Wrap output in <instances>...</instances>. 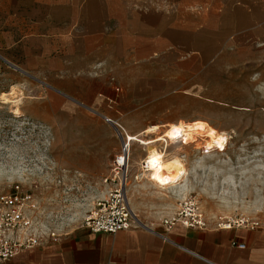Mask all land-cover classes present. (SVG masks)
Wrapping results in <instances>:
<instances>
[{
	"label": "crops",
	"instance_id": "1",
	"mask_svg": "<svg viewBox=\"0 0 264 264\" xmlns=\"http://www.w3.org/2000/svg\"><path fill=\"white\" fill-rule=\"evenodd\" d=\"M261 64L264 0H0V102L20 112L11 91L22 89L45 121L92 110L136 137L150 123L189 120L197 102L214 101L210 91L229 89V69ZM0 264H264V226L78 225Z\"/></svg>",
	"mask_w": 264,
	"mask_h": 264
},
{
	"label": "rangeland",
	"instance_id": "2",
	"mask_svg": "<svg viewBox=\"0 0 264 264\" xmlns=\"http://www.w3.org/2000/svg\"><path fill=\"white\" fill-rule=\"evenodd\" d=\"M126 1L170 8L178 0ZM257 68L261 73L254 74ZM229 71L222 75L229 89L210 91L214 101L197 102L189 120L147 124L139 138L156 140L178 124L201 123L207 128L185 142L176 137L167 146L170 156L181 158L185 168L178 185L159 189L140 167L151 150L159 152L163 145L166 149L161 140L154 141L152 149L130 142L126 196L136 223L160 224L190 196L206 222L242 216L264 226V67L238 66ZM10 81L6 76V87ZM20 92L11 91L12 97L21 98L14 101L20 103V112L7 99L0 102V189L16 183L27 190L36 207L31 214L33 228L64 233L80 225L107 191L109 185L102 178L120 151L123 134L97 119L92 110L80 109L87 117L76 113L71 116L75 121L61 115L59 121H45V108L29 107L23 99L27 92ZM114 147L117 152L105 157Z\"/></svg>",
	"mask_w": 264,
	"mask_h": 264
},
{
	"label": "built area",
	"instance_id": "3",
	"mask_svg": "<svg viewBox=\"0 0 264 264\" xmlns=\"http://www.w3.org/2000/svg\"><path fill=\"white\" fill-rule=\"evenodd\" d=\"M104 120L107 121V118ZM161 141L164 143L163 139ZM163 149L164 145L161 151ZM128 150L126 141L122 138L120 151L113 156L108 174L102 178V183L109 185L107 191L95 200L80 221V225L89 232L113 234L136 224L126 196ZM146 163L147 158L141 160L142 171H147ZM35 208L32 195L27 190H22L18 184L0 189V262L11 259L22 249L37 247L44 242H56L63 234L56 230L36 231L31 215ZM174 222L185 227H203L206 224L190 196L183 198L177 211L162 221L165 226ZM213 223L218 228L259 226L258 221L242 216L218 217ZM238 246L242 247V244Z\"/></svg>",
	"mask_w": 264,
	"mask_h": 264
},
{
	"label": "bare ground",
	"instance_id": "4",
	"mask_svg": "<svg viewBox=\"0 0 264 264\" xmlns=\"http://www.w3.org/2000/svg\"><path fill=\"white\" fill-rule=\"evenodd\" d=\"M155 129L156 128L153 127L150 129V131ZM206 129L207 128L201 123L187 126L178 124L172 126L170 129L168 128V130L165 131L160 138L156 139H163L166 149L164 148V151L159 152L151 150L146 156V165L148 166L147 174L154 186L158 187L159 189L176 186L180 183V181H182L185 175V168L182 164L181 158L170 156L169 152L167 151V146L170 143H174V139L176 137H180V139L185 142L186 140L193 139L195 134L204 133ZM140 136L141 135L136 137L126 136L124 138V142L126 141L127 148L129 147L131 141H136V143L139 142L140 144H145L148 149H152L153 142L156 140L145 142L139 139Z\"/></svg>",
	"mask_w": 264,
	"mask_h": 264
},
{
	"label": "snow or ice",
	"instance_id": "5",
	"mask_svg": "<svg viewBox=\"0 0 264 264\" xmlns=\"http://www.w3.org/2000/svg\"><path fill=\"white\" fill-rule=\"evenodd\" d=\"M153 163H155V162H153Z\"/></svg>",
	"mask_w": 264,
	"mask_h": 264
}]
</instances>
